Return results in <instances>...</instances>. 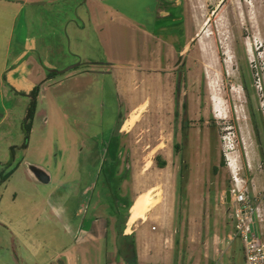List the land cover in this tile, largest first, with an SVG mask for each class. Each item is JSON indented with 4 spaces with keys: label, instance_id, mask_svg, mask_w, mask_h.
I'll return each mask as SVG.
<instances>
[{
    "label": "rangeland",
    "instance_id": "rangeland-1",
    "mask_svg": "<svg viewBox=\"0 0 264 264\" xmlns=\"http://www.w3.org/2000/svg\"><path fill=\"white\" fill-rule=\"evenodd\" d=\"M101 1L0 0V109L3 93L9 110L0 178L11 174L0 182V264H127L116 202L134 205L148 192L157 202L130 234L138 264H245L241 241L230 242L235 225L222 200L233 183L224 150L234 148L230 157L260 197L264 0L246 8L238 0L224 8L221 0H190L195 40L184 66L175 71L176 54L160 76L156 40L145 36L154 32L157 0ZM182 31L171 27L162 37ZM21 61L41 86L27 147L31 98L5 84ZM96 62L123 69L83 73ZM133 68L138 73L129 75Z\"/></svg>",
    "mask_w": 264,
    "mask_h": 264
},
{
    "label": "flooded vegetation",
    "instance_id": "flooded-vegetation-1",
    "mask_svg": "<svg viewBox=\"0 0 264 264\" xmlns=\"http://www.w3.org/2000/svg\"><path fill=\"white\" fill-rule=\"evenodd\" d=\"M229 1L230 0H221L219 8H224ZM101 2H104V0H102ZM23 3L26 4L25 2H23ZM238 3H239L238 5H240L243 8H246V6L248 4L249 5L252 4L251 2H249V0H238ZM33 5H40V4L33 3ZM176 9H177V11L180 12V15L178 17L174 16V11ZM154 11H155L156 16H154V18H151V21L153 24V31H154L151 33V35L153 37V40H156V51H155L156 59H161V62L164 60V62H162V64L168 66L169 64H167V63H170L171 59L168 55L166 45L167 44H173V45H175V49H176L177 56H178V60L174 64V68H175V71L180 70L184 66L185 60L183 59V56L186 54L184 51H185V48H186V45L188 42V36L190 34V31L192 30L191 26H193L192 25L193 15H192V11L190 8V0H157L156 1V7H154ZM77 16H78V13H77ZM90 17L91 18L93 17V15H91V11H90ZM79 18L82 19L81 17H79ZM87 19L88 18H86L85 20L87 21ZM239 20L240 19L238 16V18H237V20H235V22L239 23ZM82 21H83V19H82ZM181 25L183 26L182 32L170 33L167 35V37H169V38L162 37L163 31L165 33L171 27L175 31V28L178 26H181ZM170 38H172V40ZM181 38H182V40H181ZM165 39H167V40H165ZM174 40H177L178 42H176V41L174 42ZM181 41H183V44L181 43ZM159 43H162L161 49L158 47ZM79 65L81 66L83 64L81 63ZM85 65L88 68H86L87 70L84 71L83 73H86V74L90 73V74H94V75H98V76H103L106 74H112V68H113L112 64H107V63H103V62H101V63L96 62V63H88ZM80 66H78V67H80ZM51 74H54V75L51 76ZM51 74L47 80H51L52 78H54L55 75H57L54 72H52ZM32 92L33 91H31V93ZM40 92H41V86H40ZM31 93H29V97H30ZM18 94H20V93H18ZM21 95H24V94H21ZM39 95H40V93H39ZM38 98H39V96H38ZM31 102H32V100H31ZM30 107H31V105H30ZM30 107L28 108V110L30 109ZM28 110H27V113H28ZM36 115H37V113H36ZM26 116H27V114H26ZM26 116H25V118H26ZM122 120H123V117L120 120V126H119L118 131H117L118 135L120 137V140H121V137L124 133V127H125L124 124H122L123 123ZM120 162H121V159H120L119 163L117 164L118 167L115 169L114 175L116 177H117V171L120 167L119 166ZM125 168H126V171H128L130 169V163L128 160H125ZM120 199L121 200L116 202L118 207L115 208V214H116L115 217L117 218V220L119 222L122 221L123 218H125L127 216L126 215V207H127V205H129V204H125L123 202L124 199H122L121 197H120ZM119 206L122 209V211L119 209ZM127 224H128V220L126 222V225ZM125 236H131V235L126 234V229H125ZM120 246H122V253H123V254L121 253V256H123L125 258V262L127 264H129L133 259V255L130 253V249H129L130 247H129L128 241L121 240Z\"/></svg>",
    "mask_w": 264,
    "mask_h": 264
},
{
    "label": "built area",
    "instance_id": "built-area-1",
    "mask_svg": "<svg viewBox=\"0 0 264 264\" xmlns=\"http://www.w3.org/2000/svg\"><path fill=\"white\" fill-rule=\"evenodd\" d=\"M225 151L228 167L232 173V189L229 190L231 202H227V193L222 200L229 205L228 215L235 225V234L230 242L241 241L245 264H264V192L258 197L249 187L248 180L241 177L237 162L230 157L234 148Z\"/></svg>",
    "mask_w": 264,
    "mask_h": 264
},
{
    "label": "crops",
    "instance_id": "crops-1",
    "mask_svg": "<svg viewBox=\"0 0 264 264\" xmlns=\"http://www.w3.org/2000/svg\"><path fill=\"white\" fill-rule=\"evenodd\" d=\"M145 33H146L145 36H147V38L153 39L151 33H149V32H145ZM199 36L200 35H198V37ZM194 40L195 39L192 38L191 35L189 34L188 42H187V45H186V48H185V51H184L185 53H187V51H188L189 44L192 41H194ZM161 46H162V43H159L158 47L160 49H161ZM166 47H167V51H168V55H169L170 59L173 60V58L177 54L176 49H175V45L167 44ZM153 60H154L155 66H157L156 67L157 70H155V73H157V76H160L161 75L160 74V69H161V67H163V64L161 62V59H156L155 52H154ZM22 64H23V62L21 61V63L19 65L15 66V69H12V70L8 71L9 73L6 74L7 75V81H5L6 82L5 84H7V82H8V83H10L9 85L12 87L11 88L12 90H15L16 92H18L20 94L27 95V94L31 93V91H33L36 88L38 82H31L30 81L29 77L31 76V73L30 72L28 73V70L25 68V66L22 67ZM121 69H123V68L122 67H118L116 65H113L112 74H114L115 72H117V73L122 72ZM137 70L138 69H134V68L133 69H129V75H130V73H132V74L133 73H138ZM163 71H165V70H163ZM24 75H26V76H24ZM4 80H5V78H4ZM5 84H2L1 87L4 88ZM2 91H3V89H2ZM3 98H5V95L2 93V99ZM2 99H1L2 108L0 109V114L2 113V115L0 116V128L5 125L4 121L9 117V110L8 109H4L3 105L5 104V101H3ZM126 234H128L127 231H126ZM156 241H158V243H159L160 241H162V238L161 239L158 238V239H156ZM137 242H139L138 244L140 246L144 243L140 238L137 240Z\"/></svg>",
    "mask_w": 264,
    "mask_h": 264
},
{
    "label": "trees",
    "instance_id": "trees-1",
    "mask_svg": "<svg viewBox=\"0 0 264 264\" xmlns=\"http://www.w3.org/2000/svg\"><path fill=\"white\" fill-rule=\"evenodd\" d=\"M54 74H51V76H53ZM40 93V86L36 87L33 92L30 94V98L32 100L31 102V107L28 110L27 116L24 120V129L26 132V144L24 147H27V142L30 139V134L32 132L33 129V125H34V120L36 117V112H37V106H38V96ZM178 149V147H177ZM157 163H158V167L161 169H164L167 165L165 160H162L161 157H157ZM224 162H222L223 164ZM11 174L6 176V177H2L0 178V182L4 183L6 180H8L10 178ZM133 204H129L126 207V217L123 218L122 221H120L119 223L121 224L119 227V240H126L128 241L129 244V249H130V253L133 255V259L129 264H138V258L136 256V252H135V248H136V238L135 235H131V236H125V229H126V222L128 220V217L130 216V210L132 208Z\"/></svg>",
    "mask_w": 264,
    "mask_h": 264
},
{
    "label": "bare ground",
    "instance_id": "bare-ground-1",
    "mask_svg": "<svg viewBox=\"0 0 264 264\" xmlns=\"http://www.w3.org/2000/svg\"><path fill=\"white\" fill-rule=\"evenodd\" d=\"M138 117H133L129 126H133L137 122ZM128 124V122H127ZM127 124L124 127L126 130ZM151 192L145 193L143 195H139L136 202L132 207V212L128 220V228L127 233L130 235L132 228L139 222L145 221L147 219L148 213L152 207V205L157 202V198L154 199L150 196ZM155 197V196H154ZM154 207V206H153ZM152 210V209H151Z\"/></svg>",
    "mask_w": 264,
    "mask_h": 264
},
{
    "label": "water",
    "instance_id": "water-1",
    "mask_svg": "<svg viewBox=\"0 0 264 264\" xmlns=\"http://www.w3.org/2000/svg\"><path fill=\"white\" fill-rule=\"evenodd\" d=\"M78 66H80V65L73 66V67H71V68H69L68 70L63 71V72H57V71H55L54 73H56V74L66 73V72H68L69 70H72V69H74L75 67H78ZM37 175H38V177L42 180L43 183L48 184V183L50 182V178H49L48 176H46L45 174H43V173L37 171ZM227 202H228V203L231 202V195H230V192L227 193Z\"/></svg>",
    "mask_w": 264,
    "mask_h": 264
}]
</instances>
